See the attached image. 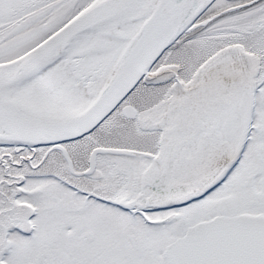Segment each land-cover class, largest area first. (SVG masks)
<instances>
[{"label": "snow or ice", "instance_id": "snow-or-ice-1", "mask_svg": "<svg viewBox=\"0 0 264 264\" xmlns=\"http://www.w3.org/2000/svg\"><path fill=\"white\" fill-rule=\"evenodd\" d=\"M0 264H264V0H0Z\"/></svg>", "mask_w": 264, "mask_h": 264}]
</instances>
